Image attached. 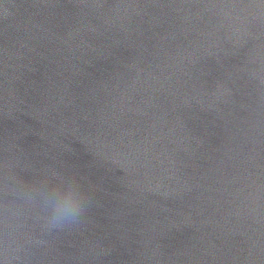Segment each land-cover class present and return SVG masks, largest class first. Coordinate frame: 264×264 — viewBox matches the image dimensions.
<instances>
[{
  "label": "water",
  "instance_id": "water-1",
  "mask_svg": "<svg viewBox=\"0 0 264 264\" xmlns=\"http://www.w3.org/2000/svg\"><path fill=\"white\" fill-rule=\"evenodd\" d=\"M0 264H264V0H0Z\"/></svg>",
  "mask_w": 264,
  "mask_h": 264
},
{
  "label": "clouds",
  "instance_id": "clouds-1",
  "mask_svg": "<svg viewBox=\"0 0 264 264\" xmlns=\"http://www.w3.org/2000/svg\"><path fill=\"white\" fill-rule=\"evenodd\" d=\"M12 198L4 212L6 236L14 229V220L22 207L38 208L45 231H58L79 222L83 216L87 200L79 186L72 181L60 185L48 183L26 184L18 178H12L8 186Z\"/></svg>",
  "mask_w": 264,
  "mask_h": 264
}]
</instances>
